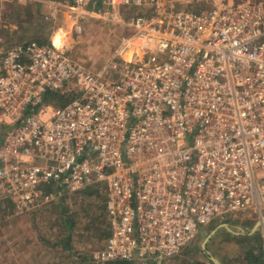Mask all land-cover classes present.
<instances>
[{
  "label": "built area",
  "instance_id": "obj_1",
  "mask_svg": "<svg viewBox=\"0 0 264 264\" xmlns=\"http://www.w3.org/2000/svg\"><path fill=\"white\" fill-rule=\"evenodd\" d=\"M31 1L128 32L96 72L38 40L0 49V200L24 214L106 187L88 264H164L235 212L264 237V0H0V21Z\"/></svg>",
  "mask_w": 264,
  "mask_h": 264
},
{
  "label": "rangeland",
  "instance_id": "obj_2",
  "mask_svg": "<svg viewBox=\"0 0 264 264\" xmlns=\"http://www.w3.org/2000/svg\"><path fill=\"white\" fill-rule=\"evenodd\" d=\"M240 1L242 0H236ZM40 3L45 17L36 16L37 9L32 6L33 2L18 6L12 3L4 7L0 21V49L30 40L50 41L51 44L62 48L69 58L96 72L114 56L128 32L126 27L101 21L96 15L82 19L80 24L83 30L77 31L71 11L65 7L59 8L57 17L47 18L46 13H50V9L47 3ZM30 12H33L35 17H28ZM152 56L155 55L148 53L145 59L149 60ZM109 77L112 75L106 73L104 79ZM105 193L106 187L102 186L101 196H87L81 192L62 196L60 200H64L66 211L70 218H73L71 231L62 220L57 199L41 211L24 214H17L9 201L0 200V264L91 263L94 252L103 248L108 238L106 233L110 231L106 209L102 208ZM226 220L229 221H226L227 225L219 227L208 240L206 248L203 243L214 227H218L217 223L207 227L199 226L197 238L164 264H216L211 256L222 264H241L244 246L239 236L252 233L259 218L254 212L243 211L229 214ZM257 230H261V226ZM229 232L237 238L229 236ZM69 233L71 248L66 249L65 242H60L66 240Z\"/></svg>",
  "mask_w": 264,
  "mask_h": 264
},
{
  "label": "trees",
  "instance_id": "obj_3",
  "mask_svg": "<svg viewBox=\"0 0 264 264\" xmlns=\"http://www.w3.org/2000/svg\"><path fill=\"white\" fill-rule=\"evenodd\" d=\"M33 2L34 5L32 6H36L37 12H36V16H43L45 17V13L43 10H41V3L38 1H31ZM16 6L18 5H22L19 3H15ZM28 17H35V15L33 14V12H30L29 14H27ZM43 43H50L46 42V41H40ZM74 98V95H68V96H62V95H56L53 93H49L46 96V102H54L56 105H65L67 104L69 101H71ZM102 187V185H97V186H90L87 188H84L82 190H79L77 192H81L87 196H101L100 194V188ZM52 190L51 187L48 188V191ZM76 193V192H75ZM64 200H59V207L61 210V217L62 220L64 221V224L67 225V229L71 231L74 222L72 221V219L70 218V216L68 215V212L66 211V206L63 203ZM102 208L106 209V204H105V197H104V205L102 206ZM107 212V211H106ZM221 223L224 222H220L217 223L216 226L220 225ZM215 228V227H214ZM71 233V232H70ZM67 236L66 240L61 241L60 243H64L65 242V248L66 249H70L71 248V235ZM110 235V231H108L106 233V237H108ZM229 236L231 237H236V235L232 234L231 232H229ZM241 238V240H243V246H244V250L241 253V259L240 262L241 264H264V237L263 234L261 232V230H256L254 233L249 234L246 233L244 235L239 236ZM239 260V259H238ZM105 264H131L130 261H124V260H117V261H110V262H106ZM195 264H200V262H196Z\"/></svg>",
  "mask_w": 264,
  "mask_h": 264
},
{
  "label": "water",
  "instance_id": "obj_4",
  "mask_svg": "<svg viewBox=\"0 0 264 264\" xmlns=\"http://www.w3.org/2000/svg\"><path fill=\"white\" fill-rule=\"evenodd\" d=\"M261 222H257L256 225L254 226L252 233L255 232L258 227L260 226ZM227 225V224H226ZM221 225H219L218 227L214 228L211 233L207 236V238L205 239L204 243H203V247L206 248V244L208 242V240L217 232V230L219 229ZM212 260L216 263V264H222L217 258L211 256Z\"/></svg>",
  "mask_w": 264,
  "mask_h": 264
},
{
  "label": "crops",
  "instance_id": "obj_5",
  "mask_svg": "<svg viewBox=\"0 0 264 264\" xmlns=\"http://www.w3.org/2000/svg\"><path fill=\"white\" fill-rule=\"evenodd\" d=\"M64 1L67 2L68 0H64ZM101 21H102V19H101ZM226 221H227V220H226ZM226 221H225L224 223H222V225H226V223L229 222V221H227V222H226ZM256 223H257V222H256ZM229 224H230V223H229ZM255 225H256V224H255ZM255 225H254V226H255ZM250 234H252V233L250 232Z\"/></svg>",
  "mask_w": 264,
  "mask_h": 264
}]
</instances>
